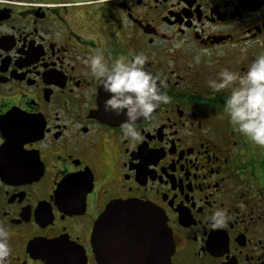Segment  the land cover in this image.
I'll return each mask as SVG.
<instances>
[{"label":"flooded vegetation","instance_id":"flooded-vegetation-1","mask_svg":"<svg viewBox=\"0 0 264 264\" xmlns=\"http://www.w3.org/2000/svg\"><path fill=\"white\" fill-rule=\"evenodd\" d=\"M97 48L142 52L170 97L136 122L138 140L104 111L84 63ZM261 53L264 0H0L7 264H99L93 226L122 200L164 215L167 264H264V146L230 123V88L207 84ZM216 208L229 218L214 227Z\"/></svg>","mask_w":264,"mask_h":264},{"label":"clouds","instance_id":"clouds-1","mask_svg":"<svg viewBox=\"0 0 264 264\" xmlns=\"http://www.w3.org/2000/svg\"><path fill=\"white\" fill-rule=\"evenodd\" d=\"M5 31L10 29L5 28ZM182 41L174 43L180 47ZM202 51L207 52V49ZM148 58L137 52L126 57L121 54L115 58H106L99 48L84 60L89 71L98 78L107 93L103 101L105 112L121 113V134L125 138L138 140L140 132L136 122L141 118H150L160 104H167L170 97L161 90L162 81L144 67ZM198 63L199 56L194 57ZM213 91L230 88V94L224 101V110L235 128L253 143L264 146V53L257 55L246 71L222 68L215 78L207 80ZM227 209L216 208L210 213L212 226L225 223L228 219ZM8 230L0 225V264H7L10 255Z\"/></svg>","mask_w":264,"mask_h":264},{"label":"water","instance_id":"water-1","mask_svg":"<svg viewBox=\"0 0 264 264\" xmlns=\"http://www.w3.org/2000/svg\"><path fill=\"white\" fill-rule=\"evenodd\" d=\"M91 240L99 264H167L173 250L164 215L136 200L110 203Z\"/></svg>","mask_w":264,"mask_h":264}]
</instances>
